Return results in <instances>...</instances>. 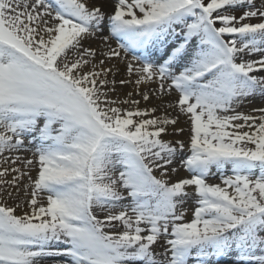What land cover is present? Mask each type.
I'll return each instance as SVG.
<instances>
[{"label": "snow or ice", "instance_id": "obj_1", "mask_svg": "<svg viewBox=\"0 0 264 264\" xmlns=\"http://www.w3.org/2000/svg\"><path fill=\"white\" fill-rule=\"evenodd\" d=\"M107 2L0 0V264H264V0Z\"/></svg>", "mask_w": 264, "mask_h": 264}, {"label": "rangeland", "instance_id": "obj_2", "mask_svg": "<svg viewBox=\"0 0 264 264\" xmlns=\"http://www.w3.org/2000/svg\"><path fill=\"white\" fill-rule=\"evenodd\" d=\"M98 2H99V0H98ZM108 2H110V0H108ZM106 11H108V10H106ZM91 43H92V46L94 47V44L95 45L99 44V41H92ZM113 63H116L117 64L118 62L113 61ZM119 69H120V67H119ZM122 78H124V69L123 70L120 69L119 74L116 76V79L118 81L120 79H122ZM133 87H134V85H125V86L118 85L117 86V93L116 94L119 95V96H121L123 98L126 93L131 92L133 90ZM136 98H139V97H136ZM159 103L160 102L154 98L150 104H147L146 105V104L142 103L141 104V107H151V106L156 105V104H159ZM260 104H261V101L259 99H256L255 101H253L252 104H246L244 106L247 109V108H251V107H254V106H260ZM188 128H189V124H187L186 125V128H184L185 129V132L183 134H180V135H172V134H169L165 138L166 139H170V140H172V139H183L187 143L188 142V139H189ZM26 155L30 156L31 153H26ZM178 164H179V161H178ZM183 171L186 172V170L181 169L180 170V174H182ZM225 174L226 175H230L231 173L229 171V172H226ZM174 176H173V178L175 179L176 177H174ZM219 179H220L219 174H217L215 172V170H214L213 175L210 178L209 182L210 183H215L216 180H219ZM194 207H195V204H194V202L192 200H189L188 203L185 205L186 210L187 211H190V212H192V210H193ZM234 258H235V253H233L232 256L229 257V260H221L220 261V264H230V263H232V261H233ZM190 264H195V261H190Z\"/></svg>", "mask_w": 264, "mask_h": 264}, {"label": "bare ground", "instance_id": "obj_3", "mask_svg": "<svg viewBox=\"0 0 264 264\" xmlns=\"http://www.w3.org/2000/svg\"><path fill=\"white\" fill-rule=\"evenodd\" d=\"M104 7H105V10H110L111 9V3L110 2H107V3H105L104 4ZM96 45L94 44V47H95ZM138 54V53H137ZM117 65H118V67H120V69H124V66H123V64H119V63H117ZM174 98V97H173ZM255 107V106H254ZM249 108H247L246 109V107L245 106H243L240 110H242V111H247ZM188 123L186 122V120H185V118H181V120H180V122H179V127H183V128H186V125H187ZM188 174L186 173V172H184L183 171V173L181 174V176H187ZM175 177V176H174ZM220 182V180H216V182L215 183H219ZM9 203H12V201H9ZM191 216H192V212H190V211H187V218H191ZM226 260H229V258L228 259H226ZM230 264H232V263H230Z\"/></svg>", "mask_w": 264, "mask_h": 264}]
</instances>
